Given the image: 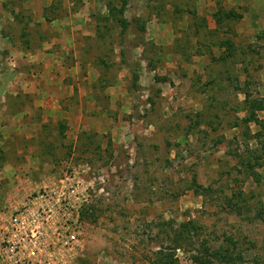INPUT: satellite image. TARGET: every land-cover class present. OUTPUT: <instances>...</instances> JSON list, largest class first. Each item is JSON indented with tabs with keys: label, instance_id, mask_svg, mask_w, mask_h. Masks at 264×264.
Instances as JSON below:
<instances>
[{
	"label": "rangeland",
	"instance_id": "374dc122",
	"mask_svg": "<svg viewBox=\"0 0 264 264\" xmlns=\"http://www.w3.org/2000/svg\"><path fill=\"white\" fill-rule=\"evenodd\" d=\"M2 18L0 205L79 180L84 235L60 264H264V0H0ZM70 29L95 32L78 98L47 94L50 70L26 52L62 55Z\"/></svg>",
	"mask_w": 264,
	"mask_h": 264
},
{
	"label": "built area",
	"instance_id": "2783aa9c",
	"mask_svg": "<svg viewBox=\"0 0 264 264\" xmlns=\"http://www.w3.org/2000/svg\"><path fill=\"white\" fill-rule=\"evenodd\" d=\"M85 190L70 175L28 194L0 236V263L60 264L81 241Z\"/></svg>",
	"mask_w": 264,
	"mask_h": 264
},
{
	"label": "crops",
	"instance_id": "0c3cea01",
	"mask_svg": "<svg viewBox=\"0 0 264 264\" xmlns=\"http://www.w3.org/2000/svg\"><path fill=\"white\" fill-rule=\"evenodd\" d=\"M16 10H19V9H16ZM20 10H21V8H20ZM81 13H82V11L80 10V11L75 12L72 15L70 14L67 18L65 17L63 20L56 19V20H53L51 23L54 24V27H56V25H55V23H56V24H58L57 25L58 27L64 28L63 27L64 24H72V18H80V20L86 19L83 15H81ZM3 19L4 18H2L0 20V22H2ZM65 20H69V23H66L67 21H65ZM90 20L92 22L91 17H90ZM37 21L40 23H42V22L45 23L46 22L45 16H43V14L41 16H38ZM93 22H94V20H93ZM71 30L72 29L69 30V32L71 33L70 35L71 36L76 35V36H74V37L72 36L70 38V44L68 46H63L62 49H61V47L59 49L57 47H55L53 49L55 51L60 50L59 53L62 55L54 57L51 54V51H48V49L45 50V48L44 49L41 48L42 50H37L36 52L35 51L32 52L31 50L26 51V49L25 50L22 49V52L26 51L33 57L34 56L35 57L40 56L41 62L46 63L45 69L49 68L50 71L48 73H50V74H48V76L50 77L51 81H49L48 79H43V80H45V85H44L43 90H45V92L47 94H51V95H54L55 93H59L60 94L59 96L62 95L63 98H64L63 94H66V93H70L71 95L74 94L75 97H77V98L80 95H83V93L89 95L90 90H91L90 88H94V86H92L94 81H93L92 77L90 76V74L94 72V69L96 66L93 62H91L90 60H88V58H85V57L88 56V54H89V46H88L89 40L90 39L94 40L95 32H90V33L86 32L87 35H84V36H89L86 38V40H87V43H86V42H82L83 37H79L80 36L79 32L74 31V33H73V31H71ZM83 34H81V35L83 36ZM54 38L60 39V37L58 35H55ZM40 51H41V53H40ZM26 52H24V53H26ZM34 53H36V54H34ZM64 53L66 54V56L69 54H72V56H71L72 63L70 64V66H66V64L64 63V58H66V57H64ZM44 72H45V70H44ZM44 72H42V74ZM58 73H60V76L58 75ZM42 74H41V76H42ZM61 74H62V77H61ZM66 81H68V83ZM41 82H42V80H41ZM39 86H40V84H39ZM83 87L86 88V90H83ZM56 89H58L57 92H55ZM79 93H80V95L78 96ZM88 95H86V98L89 97ZM62 99H59V102H61ZM78 100H77V102H78ZM49 112H54V111H49ZM45 114L47 115L46 111H45ZM31 116H34V115L30 114L29 118ZM50 116H52V115H47L44 117L47 118ZM41 123H42L41 126L44 127V125L49 124L50 122L48 121V123H47L43 119V121ZM52 137L53 136L52 135L50 136L48 132H45L42 134L43 141L46 144H48V145H46L47 147L53 148L54 143H56ZM54 151H56V150H54ZM36 188L38 189L40 187H36ZM36 188L33 191L37 190ZM19 191H20V193L17 195L18 200L15 202L16 204L21 203V201H19V200H20V198L23 197V195H25V197H26L28 194H30L32 192L31 191L29 193V191H28V193H27L25 188L19 189ZM0 196H2V192H0ZM12 212H13V208H11V207L6 208V207H2V205H0V216L4 215L5 217H7V219L0 225V227L3 228L7 224ZM0 264H3V263H0Z\"/></svg>",
	"mask_w": 264,
	"mask_h": 264
},
{
	"label": "trees",
	"instance_id": "16d2710c",
	"mask_svg": "<svg viewBox=\"0 0 264 264\" xmlns=\"http://www.w3.org/2000/svg\"><path fill=\"white\" fill-rule=\"evenodd\" d=\"M103 1L106 2L107 0H103ZM111 10H112V8L109 9V13L111 12ZM121 23L124 26L126 24L125 21H121ZM256 108H259V107H256V105H254L253 101H251V102L248 101V105L245 107V110L251 109V114H253V112H255L253 109H256ZM261 109H264V105H261ZM60 128L62 129L63 127L60 126ZM60 128H59V132L61 131ZM190 225H191V223H183L179 229L174 230L175 231V239L173 240V242L175 244V249L178 250L181 248H185V246H187V244H189L191 242L192 237H190L191 235H189V233H190L189 228L191 227ZM193 226L196 229V226L195 225H193ZM217 255L224 257L225 253H217ZM161 257H162L161 259L164 258V261H160V262L165 264V256L161 255ZM171 258H172V255H171ZM173 258L174 259L167 261L168 263H166V264H177V261H178L177 258H175V256ZM169 259H170V257H169ZM227 260H228V258H227ZM193 262H194V264H215L213 260L209 259L207 256H204L203 254H201L200 256H195L193 258ZM218 263L219 264H234L235 262L230 263V262H226L225 260L219 259Z\"/></svg>",
	"mask_w": 264,
	"mask_h": 264
}]
</instances>
